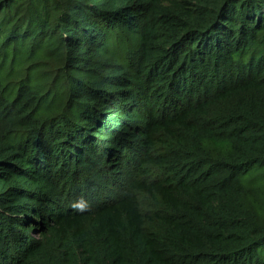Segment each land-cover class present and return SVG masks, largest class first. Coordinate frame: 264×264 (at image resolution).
Instances as JSON below:
<instances>
[{
  "label": "trees",
  "instance_id": "obj_1",
  "mask_svg": "<svg viewBox=\"0 0 264 264\" xmlns=\"http://www.w3.org/2000/svg\"><path fill=\"white\" fill-rule=\"evenodd\" d=\"M0 264H264V0H0Z\"/></svg>",
  "mask_w": 264,
  "mask_h": 264
}]
</instances>
